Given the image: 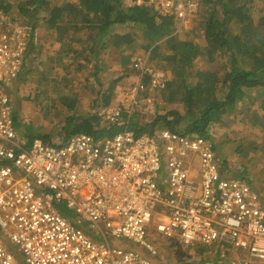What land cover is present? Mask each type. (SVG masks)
Returning <instances> with one entry per match:
<instances>
[{
    "label": "built area",
    "instance_id": "obj_1",
    "mask_svg": "<svg viewBox=\"0 0 264 264\" xmlns=\"http://www.w3.org/2000/svg\"><path fill=\"white\" fill-rule=\"evenodd\" d=\"M130 1L157 5L179 33L192 29L200 0ZM27 39L21 24L0 14V264H152L107 237L156 256L146 241L155 218L163 220L157 234L184 248L230 245L240 264H264V181L222 175L205 139L130 130L135 113L154 116L146 86L165 88L144 58L132 60L138 75L125 95L126 115L101 110L119 133L78 134L64 146L40 139L19 145L6 90L24 68Z\"/></svg>",
    "mask_w": 264,
    "mask_h": 264
},
{
    "label": "trees",
    "instance_id": "obj_2",
    "mask_svg": "<svg viewBox=\"0 0 264 264\" xmlns=\"http://www.w3.org/2000/svg\"><path fill=\"white\" fill-rule=\"evenodd\" d=\"M7 1L11 8L0 9V14L20 24L32 22L26 25L27 51L37 54V61L45 56L46 65L55 72L51 80L47 73L31 77V81L36 79L31 89L43 92L42 88H46L50 98L59 97V103L50 102L53 112L67 113L62 126L54 122L50 112L49 119L40 124L32 119L31 131L25 133L27 140L16 133L19 145L28 143L29 147L33 140L40 139L52 146H64L78 134L103 138L119 133L101 110L112 105L126 115L125 95L138 75L132 60L149 53L148 66L160 73L165 88L155 91L146 86L143 95L154 100V116L151 119L135 113L130 118V130L138 137L150 138L165 130L184 138L205 139L213 146L222 175H231V159L237 163L248 158L252 164L254 157L257 161L262 158L259 171L264 177V140L261 145H247L248 141L240 143L229 138L221 144L208 132L212 124L221 129L244 124L243 130L260 129V135L264 132V0H200L192 29L179 33L168 26L155 4L126 6L122 0ZM41 23L46 25L41 35L52 38V43L34 40ZM100 59L107 63L98 66ZM98 69L107 74L103 82L95 71ZM86 70L94 71L96 84L88 83L83 76ZM23 73L14 84L30 82L23 79ZM66 81L78 89L62 86ZM123 81L128 88L119 87ZM65 91H71V96L61 97ZM87 94L93 97L91 113L79 115L75 111L79 104L75 105L74 99L82 101ZM14 101V124L19 131ZM45 122L52 127L45 126ZM98 131L104 135H96ZM221 135L230 137L231 133L221 131ZM253 150L260 153L256 155ZM247 167L243 166V170ZM73 223L78 225L77 220ZM170 242L172 245L163 246V251L175 255L179 264L187 260L196 264H240L242 259L230 245L213 243L191 249L178 245L176 240Z\"/></svg>",
    "mask_w": 264,
    "mask_h": 264
},
{
    "label": "rangeland",
    "instance_id": "obj_3",
    "mask_svg": "<svg viewBox=\"0 0 264 264\" xmlns=\"http://www.w3.org/2000/svg\"><path fill=\"white\" fill-rule=\"evenodd\" d=\"M11 6H12L11 3L8 2L7 0H0V9L6 11V10L10 9ZM26 25L27 26H31L32 22L30 20H27ZM26 25L25 24H21V26L24 27V29H26V31H28ZM44 28H46L45 23H41L39 32L37 30V32L35 33L36 35H34V40H35V38L36 39L40 38V40L47 38V37H44V36L41 35L42 32L45 31ZM44 42H47V44L52 43V41H50V40L49 41H44ZM143 57L147 59V64H148L149 60L151 59V56L149 55V53H147ZM97 62H98L97 63L98 66H99V64L101 66H104L103 63L106 62V61L104 59H100V60H97ZM43 63H46V57L45 56H43L40 60L37 61V54H32L31 57H29L27 59V62L25 63L26 65H25V67L22 70V72H24L23 73V75H24L23 79L25 80L26 78H28L30 80V82H28L26 85H24V83L22 82V84H21L22 87H21L20 91H19V89H16V88L14 89V83L12 84L11 87H10L11 84L7 87L8 89L10 88L9 89L10 91L11 90L15 91V93L13 92L14 96L17 93H19L20 94V96L18 97L19 99L24 98V100H27V103H25L24 105L22 103L21 106H20V109H19V113L22 112V114H20L21 117L19 116V118H21L22 121L19 118H17L18 119V126H19V128H18L19 131H18L17 135H18V137H21V138H23L25 140H27V138L25 136L26 131H28V132L31 131L30 126H32L31 125V123H32L31 120L32 119H33V121L35 120V122L37 124H40L43 121H46L47 119H49V115L48 114L50 112L54 116V122H56L58 125L62 126V125H64V119L67 117V113L66 112H64L62 110L53 112V109L51 107H49V106L52 105V103H50V102L54 101V102L59 103V97L55 96L53 98H50L49 97L50 95L45 92L46 88L45 89L42 88L43 92H41L40 90L37 91L36 89H34V90L31 89L32 87H34L36 85V79H33L31 81V77L33 78V76H35V75L38 76L39 74H45V73L51 74V75L48 76V80H51V79H53L55 77V72L53 73V67H51L50 65H46V64H45V66H43L42 65ZM102 70L98 69V70H95V71L99 72V74L97 76L100 79V81L103 82V81H105L104 79L107 78V74H106V72H101ZM91 71L92 70H90V71L86 70L84 72L83 76L88 79V81H89L88 83L89 84H90V82L93 83V84H96V82H95L96 79L92 78L93 77L92 74L94 73V71L92 73H91ZM109 71L113 72L112 70H109ZM157 74H160V73H157ZM37 76H35V78H37ZM116 76H119V72L116 73ZM136 77H137V75H136ZM65 84L67 86H69L70 88H72L74 91L78 89L77 87L74 88V86H71V81H66L65 83H62V86H64L66 88ZM128 85L129 84L127 82L123 81V82H121L119 87L128 88ZM95 86H97V85H95ZM65 88H64V90H65ZM123 89L124 88L120 89V92ZM59 90H62V89H59ZM68 93H71V91H65L64 94L61 95V97L63 95L71 96ZM78 93L81 96H83V94H81V91H79ZM89 94L84 96L82 101L80 99H74L73 103L75 105L79 104L78 109L75 110V111H77L79 113V115L91 112V105H92V102H93V97L90 96ZM150 95L156 96L155 93H151ZM111 107H112V105H110L109 108H106V109L110 110ZM21 109H22V111H21ZM96 113L98 114V112H96ZM13 116H14V114H13ZM147 116H149V115H147ZM152 118L153 117H151V119ZM19 121H21V124L23 125V127L21 126ZM49 123L50 122H45V126L48 125V127H52V125L49 124ZM243 125L239 126L238 128L224 127L223 129H221L219 126H216V124H214V125H211V128L208 129V132L210 134L214 135V137H212V138H215L216 136H219V138H220L219 139L220 140L219 143H221V144L226 139L236 138L237 140H240V143L241 142L244 143V142L248 141L249 143H247V145H249L250 143H253L254 145H261L262 141L264 140L263 139L264 132L262 133L263 135L262 134L260 135V129H254V130H250L249 131V128H248V129H244L243 130L242 129ZM221 131L230 132L231 136L230 137H224V136L221 135ZM15 132H16V130H15ZM96 135H104V134H103V132L98 131L96 133ZM100 137H103V136H100ZM31 140H33V139L31 138ZM232 141H236V140H232ZM253 153L254 154L256 153V155H258L260 152L253 150ZM254 160H255V157H254ZM254 160H253V162H254L253 164L256 166V169L259 171L261 169V165H262V158H261V161H257V160L254 161ZM248 161H249L248 158L244 159V163L245 164H249L250 161H249V163H248ZM253 177L259 178L258 180L260 182L264 181V178L262 177V174H256ZM64 213H66V216L70 215L71 217H69V218H73L71 213H69L67 211H64ZM162 221L163 220L161 218H155V220L152 223L151 228H150V230H149V232L147 234L146 241L148 243H150L152 245V247L154 248V250H156L158 252V255H156V256H148V257L150 258V261L153 264H155L154 260L157 263H159V264H179L178 263L179 261L175 257V255H173V254L168 255V254H165L164 251H163V246H165V245L170 246V245H172V242L164 239L162 236L157 234V231L155 229L156 223L159 224ZM86 224H87V229H88L89 233H92V236L94 235L93 233H96V236L94 235L95 239H102L100 234L97 233L96 230L90 224H88V223H86ZM107 235L110 236L109 233H107ZM107 241H108L109 244H111L112 238L107 237ZM116 241H118V240H116ZM119 242H121V248L133 249L134 251H138V249L141 250L140 248L134 246L130 242L120 241V240H119ZM191 262H193V261L192 260H187V261H184L183 264H196L195 263L196 261H194V263H191Z\"/></svg>",
    "mask_w": 264,
    "mask_h": 264
},
{
    "label": "crops",
    "instance_id": "obj_4",
    "mask_svg": "<svg viewBox=\"0 0 264 264\" xmlns=\"http://www.w3.org/2000/svg\"><path fill=\"white\" fill-rule=\"evenodd\" d=\"M122 3H124L126 6H133L134 5V3H133V1H130V0H122ZM143 4H150V3H143ZM143 4H141V5H143ZM138 6H141V5H139V4H137ZM157 6V5H156ZM158 7V6H157ZM159 8V7H158ZM159 10H160V8H159ZM160 13H161V15H162V17L163 18H165V19H167L165 16H163V14H162V12H161V10H160ZM4 17L5 18H8V17H6L5 15H4ZM14 22H16V21H14ZM16 23H18V22H16ZM167 23H168V20H167ZM18 24H20V23H18ZM168 26H170L169 24H168ZM171 27V26H170ZM172 28V27H171ZM173 30V29H172ZM174 31V30H173ZM187 32V31H186ZM38 39H40V38H38ZM52 41V38H46V39H42L41 41ZM57 48H58V46H56ZM29 57H31V51H27L26 52V55H25V60H24V67H25V63L27 62V59L29 58ZM147 60V59H146ZM46 63H47V60H46ZM46 63H43L42 65L44 66ZM22 81H20L18 84H14V89L16 88V89H19V91H20V89H21V87H22ZM12 86V83H11V85H10V87ZM10 89V88H9ZM8 88H7V91H6V93L9 95V98H10V101H13V100H15L14 101V103H13V106L15 107V112H16V114L17 115H19L20 117H21V115L20 114H22V112H20L19 113V109H20V106H21V104L23 103V105L25 104V103H27V100H24V98H21V99H17V97H19L20 96V94L19 93H17L15 96L13 95V92L15 93V91L14 90H9ZM12 106V105H11ZM13 109V108H12ZM21 111H22V109H21ZM91 112H89V113H86V114H90ZM13 114H14V109H13ZM212 125H214V124H212ZM16 130V133H18V131H17V129H15ZM211 136L212 137H214V135L213 134H211ZM215 141H217L218 143H219V139H217L216 137L215 138H213ZM27 144L28 143H24V144H22V146L23 147H26L27 146ZM236 160L235 159H231V163H230V168H231V170H232V172H231V175H233L234 177H237V178H239V179H248L249 177H253L254 175H256V174H262L261 172H259L257 169H256V166H254V164L252 163V164H245L244 163V161H239L238 160V162L236 163L235 162ZM243 166H249V167H247V169H244L243 170ZM263 177V176H262ZM264 178V177H263ZM259 179V178H258ZM68 217H71L70 215H67ZM71 219V218H70ZM73 220H77V224L79 225V227H81L84 231H86V232H89L88 231V229H87V224L84 222V221H81V220H78V219H73ZM111 244L113 245V246H115V247H118V248H121V242H119V241H116V240H114V239H112V241H111ZM122 249H124V248H122ZM125 250H129V249H125ZM144 258H148V259H150L149 257H146V256H144ZM154 263L155 264H159V263H157L155 260H154ZM153 264V263H152Z\"/></svg>",
    "mask_w": 264,
    "mask_h": 264
},
{
    "label": "bare ground",
    "instance_id": "obj_5",
    "mask_svg": "<svg viewBox=\"0 0 264 264\" xmlns=\"http://www.w3.org/2000/svg\"><path fill=\"white\" fill-rule=\"evenodd\" d=\"M127 251H130V252H132V253L137 254L140 258H144V256H146V257L149 256L145 251H143V250H139V249H138V251H134L133 249H129V250H127Z\"/></svg>",
    "mask_w": 264,
    "mask_h": 264
}]
</instances>
